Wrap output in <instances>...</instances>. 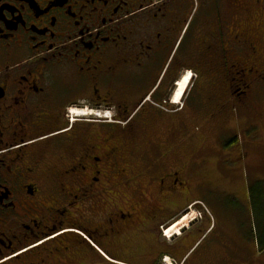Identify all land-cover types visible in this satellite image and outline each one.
Segmentation results:
<instances>
[{
  "label": "flooded vegetation",
  "instance_id": "af4514ba",
  "mask_svg": "<svg viewBox=\"0 0 264 264\" xmlns=\"http://www.w3.org/2000/svg\"><path fill=\"white\" fill-rule=\"evenodd\" d=\"M262 84L264 0H0V264H163L199 137Z\"/></svg>",
  "mask_w": 264,
  "mask_h": 264
},
{
  "label": "crops",
  "instance_id": "0c3cea01",
  "mask_svg": "<svg viewBox=\"0 0 264 264\" xmlns=\"http://www.w3.org/2000/svg\"><path fill=\"white\" fill-rule=\"evenodd\" d=\"M263 96L264 86L251 103L231 108L227 118L218 121L226 122L217 132L226 149L223 161L212 162L220 149L202 157V147L215 139L199 137L208 140L200 143L193 165L182 171L181 185L175 191L182 198H170L166 205L165 219L173 221L172 225H178L191 208L195 216L203 215L187 226L184 236L170 239L167 255L178 263L264 264ZM241 108L243 119L236 110ZM229 128L233 137H219Z\"/></svg>",
  "mask_w": 264,
  "mask_h": 264
},
{
  "label": "rangeland",
  "instance_id": "374dc122",
  "mask_svg": "<svg viewBox=\"0 0 264 264\" xmlns=\"http://www.w3.org/2000/svg\"><path fill=\"white\" fill-rule=\"evenodd\" d=\"M188 82V81H187ZM187 87V83L185 84L184 88L180 89L179 93H178V99L181 97V95H183L185 93V89ZM264 97V96H263ZM263 97H261V99L263 100ZM262 106L264 107V101L261 102ZM237 112L239 113V116H240V119H243V114H242V111H243V108L241 109H236ZM219 117H227L225 114H220ZM221 125H223V123H220V124H217V123H213V124H210L208 125L209 128H210V131L206 130V132H208L207 134L210 136H212L214 139H215V142H213L212 140H209V143H208V146L206 145L205 147H202L204 151V154L202 155L206 157V155L208 154L209 151H219L218 149H220V151L218 152L217 155L214 156L212 162H221L224 160V153H225V148L224 146L221 145L220 141H219V138L217 136V132L218 130L220 129ZM240 127H242V124L240 125ZM204 128L206 129V125L204 124ZM235 129H236V126H235ZM229 132H225L223 133V135H220L219 137H225L226 140H228L229 137H233L234 134H232V131H230V128L228 130ZM239 139H242V137ZM208 140V139H207ZM206 139L202 138V140H198V145H197V148L199 147L200 143L201 142H206L207 141ZM138 152H141V151H138ZM257 153V152H256ZM210 161V160H209ZM174 196H172V199L175 200V199H181L182 198V195L180 194H177L176 192H174L173 194ZM192 210V209H191ZM191 210L190 211H187L186 213H184V217L177 223L178 225L174 224L172 226H169L167 228V230L170 228H174L172 231H169L167 232L166 230V233L164 234L165 237H166V240L168 241L169 237L174 234L176 231H179L181 226L184 225V227L186 226H190L188 225L189 223L193 222L194 219H200V216H195L196 214L194 212L191 213ZM190 214V215H189ZM195 214V215H194ZM189 215V216H188ZM188 217V218H187ZM186 218V219H185ZM192 218V219H191ZM192 225V224H191ZM181 236H179L180 238ZM209 244H207L206 247H208ZM178 262L175 261L174 259H165L164 260V264H177Z\"/></svg>",
  "mask_w": 264,
  "mask_h": 264
},
{
  "label": "trees",
  "instance_id": "16d2710c",
  "mask_svg": "<svg viewBox=\"0 0 264 264\" xmlns=\"http://www.w3.org/2000/svg\"><path fill=\"white\" fill-rule=\"evenodd\" d=\"M262 86H264V84H262ZM262 86H260V87H262ZM258 92H259V87H257V90H256V93H255V95H257V94H258Z\"/></svg>",
  "mask_w": 264,
  "mask_h": 264
},
{
  "label": "bare ground",
  "instance_id": "6f19581e",
  "mask_svg": "<svg viewBox=\"0 0 264 264\" xmlns=\"http://www.w3.org/2000/svg\"><path fill=\"white\" fill-rule=\"evenodd\" d=\"M183 85H184V83H183ZM171 229L173 230L174 228H171ZM172 230H171V231H172Z\"/></svg>",
  "mask_w": 264,
  "mask_h": 264
}]
</instances>
